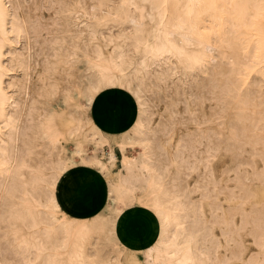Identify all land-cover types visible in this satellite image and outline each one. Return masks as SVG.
<instances>
[{"label": "bare ground", "instance_id": "1", "mask_svg": "<svg viewBox=\"0 0 264 264\" xmlns=\"http://www.w3.org/2000/svg\"><path fill=\"white\" fill-rule=\"evenodd\" d=\"M105 2L0 0V264H131L136 199L161 224L146 264H264V0H120L108 38ZM115 85L140 106L120 134L90 113ZM79 165L108 181L93 216L56 191Z\"/></svg>", "mask_w": 264, "mask_h": 264}, {"label": "rangeland", "instance_id": "2", "mask_svg": "<svg viewBox=\"0 0 264 264\" xmlns=\"http://www.w3.org/2000/svg\"><path fill=\"white\" fill-rule=\"evenodd\" d=\"M111 1L109 2V0H106L105 4L97 9L95 16L101 18V13V19L103 20L102 26L104 28L100 27V31L103 33L100 34L107 38L110 36L118 37L119 33L121 32L127 31L126 33H130V31H132L131 24H122L121 22L119 23L112 18L113 12L117 8L115 10L112 9H114L116 5L119 6L120 0H115V2L113 0ZM112 3L113 5L114 3L116 5L113 6ZM102 9H104V12H102ZM107 9L110 12H108ZM106 12L107 15H105ZM90 21H92V19ZM110 23H116V25H111ZM119 24H122L123 26ZM126 27L127 29L130 27L129 30H127ZM115 28L118 29L116 30ZM20 45V42L15 43V46L19 47ZM129 47L127 46L126 49ZM131 47L127 49L129 52L128 54L132 53V55H128L129 58L133 60V64L129 69L134 68L135 65L137 66L139 61V55L136 53L134 48L132 50ZM104 48L106 50H112L111 44H106ZM152 65L154 67L150 66L149 69L154 73L157 72L160 67L161 69H165V67H167V64H160L159 67L157 66L158 63ZM175 71L176 73L174 77H176V75L182 76L178 67L175 69ZM182 77L185 85L189 84L188 80H191V78L186 77L185 80L184 76ZM48 107L50 108L51 112H56L58 109L53 101L49 103ZM90 113L93 115L94 120L100 123L105 131L108 133L120 134L133 128L140 113V106L138 101L132 96L131 92L122 86L115 85L102 89L97 93V100L90 108ZM141 149L142 146L135 144L133 147H130V155L133 156ZM109 150L110 148L108 145L103 146L100 155L107 154ZM115 151L118 156V161L116 166L113 168V174L119 171L122 158V152L118 147H115ZM79 166V169L73 178H71L70 182L69 179H67L68 174L64 175V183L63 185L59 184L56 191L61 199L64 200L67 198L69 205L65 206V210L70 215L81 216L88 213H90V215H95L94 212L98 211L105 203L108 193V181L106 176L94 167L83 165ZM63 187L65 188V191L63 190ZM141 193L142 192L140 190H136L137 195H140ZM160 228L161 224L155 211L144 204L138 203L136 199L132 206L125 209L119 220L118 232L121 240L127 246V250L121 253L120 257L123 259L130 255L129 257L133 263H135V260L136 264H146L147 256L144 253V250L148 249L150 245L154 244V241L156 242L158 240L160 236ZM108 251L112 252L109 250V248ZM112 255L116 257L115 253H112Z\"/></svg>", "mask_w": 264, "mask_h": 264}, {"label": "crops", "instance_id": "3", "mask_svg": "<svg viewBox=\"0 0 264 264\" xmlns=\"http://www.w3.org/2000/svg\"><path fill=\"white\" fill-rule=\"evenodd\" d=\"M96 100H97V98H96ZM95 100V101H96ZM95 103V102H94ZM96 122V121H95ZM97 124H99L100 125V123H97ZM102 127V126H101ZM103 128V127H102ZM80 167V166H79ZM79 167H76V168H73L72 170H70L68 173H66V174H64V175H67L68 174V178L67 179H69V182H70V180H71V178H73V176L76 174V172H77V170L79 169ZM81 167H83V166H81ZM64 175H63V177H64ZM62 177V179H61V181H60V183L59 184H62L63 185V183H64V179L65 178H63ZM64 188V187H63ZM64 191H65V188L63 189ZM59 198H60V200H61V202H62V204H63V206H64V208H65V206L66 205H69L68 204V200H67V198L66 199H61V197L59 196ZM90 213H88V214H83V215H81V216H84V215H89Z\"/></svg>", "mask_w": 264, "mask_h": 264}]
</instances>
